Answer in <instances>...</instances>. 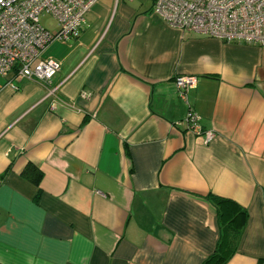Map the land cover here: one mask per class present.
Returning a JSON list of instances; mask_svg holds the SVG:
<instances>
[{"label":"crops","instance_id":"crops-1","mask_svg":"<svg viewBox=\"0 0 264 264\" xmlns=\"http://www.w3.org/2000/svg\"><path fill=\"white\" fill-rule=\"evenodd\" d=\"M153 1L97 0L41 52L48 83L0 77V264H201L209 194L246 211L226 264H264V46L170 26Z\"/></svg>","mask_w":264,"mask_h":264},{"label":"built area","instance_id":"built-area-1","mask_svg":"<svg viewBox=\"0 0 264 264\" xmlns=\"http://www.w3.org/2000/svg\"><path fill=\"white\" fill-rule=\"evenodd\" d=\"M97 0H0V77L17 89V78L48 83L59 65L41 58L43 49L54 40L76 39L86 25L85 16ZM153 12L167 24L186 32L218 39L225 43L264 46V0H154ZM47 14L55 19L50 32L40 23ZM196 78L178 75L175 86L182 97ZM187 128L204 133L205 141L214 134L202 130L197 114L189 109Z\"/></svg>","mask_w":264,"mask_h":264},{"label":"trees","instance_id":"trees-1","mask_svg":"<svg viewBox=\"0 0 264 264\" xmlns=\"http://www.w3.org/2000/svg\"><path fill=\"white\" fill-rule=\"evenodd\" d=\"M23 175L38 186L41 172L33 165L27 164ZM217 212L219 238L212 254L201 264H226L237 248L242 229L246 222V211L230 199L208 195Z\"/></svg>","mask_w":264,"mask_h":264},{"label":"rangeland","instance_id":"rangeland-1","mask_svg":"<svg viewBox=\"0 0 264 264\" xmlns=\"http://www.w3.org/2000/svg\"><path fill=\"white\" fill-rule=\"evenodd\" d=\"M149 1V0H148ZM40 23L43 27L49 28V29H54L56 28V21L54 18L47 14H42L40 16Z\"/></svg>","mask_w":264,"mask_h":264}]
</instances>
